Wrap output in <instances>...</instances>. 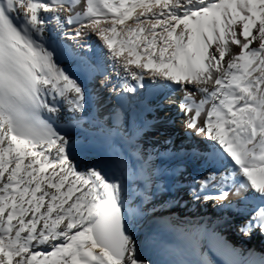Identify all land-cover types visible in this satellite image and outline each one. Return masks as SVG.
I'll return each mask as SVG.
<instances>
[{"label": "snow or ice", "instance_id": "snow-or-ice-1", "mask_svg": "<svg viewBox=\"0 0 264 264\" xmlns=\"http://www.w3.org/2000/svg\"><path fill=\"white\" fill-rule=\"evenodd\" d=\"M81 2L0 0V264H145L122 183L95 167L81 172L71 139L44 117L61 102L73 117L85 111L83 88L46 46L52 19L74 38L96 35L136 81L125 91L146 76L180 86L189 126L205 117L207 158L225 163L223 175L201 181L221 189L206 198L258 196L255 224L242 231L264 234V0H83L76 11Z\"/></svg>", "mask_w": 264, "mask_h": 264}, {"label": "bare ground", "instance_id": "bare-ground-1", "mask_svg": "<svg viewBox=\"0 0 264 264\" xmlns=\"http://www.w3.org/2000/svg\"><path fill=\"white\" fill-rule=\"evenodd\" d=\"M50 31L58 36L56 40L49 38ZM44 40L49 49L55 50L56 63L62 69L75 80L81 74L88 81L82 84L76 80L85 92L83 113L73 117L68 105L61 102L57 105L58 114L45 113L44 117L61 135L71 139L75 148L73 160L78 167H95L109 180L122 183L125 208L130 214L129 234L136 243L140 260L145 264H210L209 252L214 247L220 249L223 242L217 235L219 222L216 220L228 219V225L235 220L240 231L250 222L255 224L253 217L259 208V197L243 203L253 195L251 192L240 195L230 192L223 202L206 198L219 194L221 189L203 190L201 181L213 174L223 175L225 163L207 158L211 142L198 134L204 121L190 127L191 114L183 116L184 112L176 109V103L180 104L184 97L182 91L172 86L160 99L149 104L152 87L168 82L154 83L146 76L145 87H137L135 92L125 91V81L132 86H136V81L126 78L125 71L113 61L96 35L74 38L72 27L64 24L61 28L52 19ZM202 98L203 94L194 96L197 102ZM101 112L107 117L102 119ZM122 126L128 142L121 144L119 150L113 142L119 144L123 140ZM81 155L82 159L75 158ZM188 155L197 156L193 160L182 159ZM216 183L219 184V179ZM261 235L264 234L253 227L246 236L248 241L240 243L247 249L228 252L227 257L240 255L244 263L260 264L264 256L249 249L255 244L264 248ZM194 237L201 239V245L188 246L192 259L183 263V246Z\"/></svg>", "mask_w": 264, "mask_h": 264}, {"label": "rangeland", "instance_id": "rangeland-1", "mask_svg": "<svg viewBox=\"0 0 264 264\" xmlns=\"http://www.w3.org/2000/svg\"><path fill=\"white\" fill-rule=\"evenodd\" d=\"M82 7H83V0H82L81 4L76 8L77 9L76 11H82L83 10ZM50 33H51V35H50ZM49 38L50 39H53V40H56V38H58V36L54 32L50 31L49 32ZM60 45H58V46H60ZM232 46L234 48V50L232 48L233 52H238L239 51V49L237 47H235V45H232ZM60 50L61 49H59V51ZM212 50L214 51V48ZM61 51H60V53H61ZM186 87H188V85H186ZM194 87H195L194 85H190V87H188V88L191 89V88H194ZM173 88H177L179 90L180 86L179 85H177V86L176 85H173ZM168 90H170V87H161L160 86L159 89H158V91L155 92V93H153L151 95V97L149 98V104H152V103L156 102L158 100V98L160 99L163 95L166 94V92ZM197 94H199V93H197ZM197 94H195V95H197ZM179 105H180L179 103L178 104L176 103L175 106H176V109L177 110L181 111ZM143 113H144V116L147 114V108L144 110ZM101 114H99V116H101L102 119H104V118L107 117V115H106L105 112H103V113L101 112ZM182 114H184L183 116H185V113H182ZM204 118L205 117H203V115L199 118V122L197 123L196 127L199 126L200 121H204L205 120ZM140 125H142V124H140ZM176 127H177V125H176ZM127 136L128 135L121 133V138L123 140H121V139L119 140V141H121V142H119L120 145L118 144V142H113V145L115 147H117V149L121 150L122 147L121 148H119V147L120 146H123L124 143L126 144L128 142V137ZM183 136H184V133H183ZM121 144H123V145H121ZM83 155H81V157L80 156H77L75 158L82 159V157H84ZM196 156L197 155H195V156H189L188 155L186 157H183L182 159H186L187 161H188V159L193 160V159L196 158ZM78 169L81 172L87 170V168L85 169L84 167H81V166L78 167ZM173 178H175V177H173ZM217 221L219 222V225L217 226V228H218L217 235L219 237L223 238V242H222V246L220 247V249L214 247L209 252L208 262L209 263L211 262L210 264H225V261L231 260V261H234L235 264H248V263H244L243 262L242 256H240V255L238 256L237 255V257L231 258L229 256L227 257V253L228 252H235V251H238L239 249H243V250L244 249H247V247H245L243 245H240V243H243V241L244 242L248 241L246 236H247V234H249V232L246 233V231H240V229H238V223L235 220H233L230 225L227 224L228 219H220V220H216L215 222H217ZM207 225H209V223H207ZM222 228H225V229H222ZM233 228L235 229V231H233ZM243 229L247 230L248 229V226L245 227V228H243ZM223 230H224V234H223ZM259 232H260V230H259ZM261 237H263V239H264V235H261ZM188 242H189V244L191 243V245H188ZM188 242L185 243V245L187 244V246H183V249H184V252H185V254L183 255V258H181V260L183 261V263L184 262H188V261H190V259H192L190 253H188L189 248H191V247L192 248H195L196 247L195 245H201L200 244L201 239H195V237L193 238V240H191V241L189 240ZM188 246H190V247L188 248ZM249 250L252 253L257 252V255L258 256H264V248H262L261 246H258L257 244H255ZM178 263L180 264V262H178Z\"/></svg>", "mask_w": 264, "mask_h": 264}, {"label": "water", "instance_id": "water-1", "mask_svg": "<svg viewBox=\"0 0 264 264\" xmlns=\"http://www.w3.org/2000/svg\"><path fill=\"white\" fill-rule=\"evenodd\" d=\"M84 56H85V55H83V58H84L86 61H89V59H88L87 57H84ZM76 80H77L78 82H81L82 84H85V83H86V79H85V77L82 76L81 74L77 75ZM124 210H125V212H126V213L129 215V217H130V214H129L128 210H127L126 208H125ZM129 228H130V219H129V224H128V232H129Z\"/></svg>", "mask_w": 264, "mask_h": 264}]
</instances>
